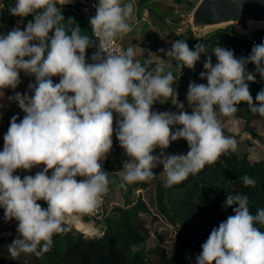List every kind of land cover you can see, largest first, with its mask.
<instances>
[{
	"label": "clouds",
	"instance_id": "obj_1",
	"mask_svg": "<svg viewBox=\"0 0 264 264\" xmlns=\"http://www.w3.org/2000/svg\"><path fill=\"white\" fill-rule=\"evenodd\" d=\"M63 2L16 0L8 9L10 15H32L33 20L23 30L16 26L0 33V99L12 89L14 95L7 100L25 114L22 119L18 114L11 117L0 151V208L6 222H17V236L7 246L13 259L21 253L39 257L48 252L53 236L68 231L76 214H92L102 205L110 183L102 165L113 148L114 134L129 158L123 163L121 187L151 181L159 165L170 187L237 150L236 139L224 134L220 115L232 117L246 102L253 114L264 117V89L255 103L249 89L257 73L264 80V41L239 58L218 44L211 50L215 64L204 44L190 48L186 41L175 40L170 50L160 49L178 61L175 67L180 69H194L201 54L206 55L200 79L207 83H189V113L178 99L174 85L179 76L173 71L166 72L163 64L149 70L148 64L135 59L133 47L109 50L118 36L132 31L128 21L134 3L97 0L96 13L89 19L93 39L82 35L73 19L65 22L57 7ZM233 3L242 11L244 0ZM89 48H97L91 62ZM249 63L255 72L248 70ZM21 72L34 77L24 93L15 91L22 83ZM160 97L171 98L177 111L153 110ZM180 139L187 141V153L165 154ZM38 166L43 167L35 175L14 174ZM242 180L245 186L256 184L248 175ZM233 205V214L201 245L196 264H264V231L256 226H264V209L253 215L244 194L227 195L225 207ZM131 248L135 251L136 245Z\"/></svg>",
	"mask_w": 264,
	"mask_h": 264
},
{
	"label": "trees",
	"instance_id": "obj_2",
	"mask_svg": "<svg viewBox=\"0 0 264 264\" xmlns=\"http://www.w3.org/2000/svg\"><path fill=\"white\" fill-rule=\"evenodd\" d=\"M194 5L189 3L192 8ZM239 33L234 25L228 24L200 38L211 46L219 44L232 49L240 57H247L254 44L264 41V30H256L251 35ZM198 40L194 39L193 44ZM249 89L255 103V96L264 89V80L258 76L256 82H249ZM238 108L234 115L242 118L245 129L250 130L249 124L259 114H253L246 102H241ZM245 175L256 181L254 187L244 185L242 177ZM140 184L145 186L144 182ZM235 194L248 196L253 215L258 209H264V160L250 161L247 153L229 152L183 182L166 187L165 191L160 188L158 204L168 214L172 211L169 216L176 232L175 249L171 251L162 245V235L157 236L158 243L154 247L140 248L145 242L141 234L145 223L140 216L142 212H149V207L138 195L133 199L124 197L123 205L115 207L116 217L102 210L93 215L83 214L85 221L95 220L100 235L87 234L69 223V230L54 235L51 249L39 257L21 253L13 259L7 246L16 237L0 231V264H190L202 251L201 245L211 230L233 214L232 208L237 205L225 207V200L227 195ZM41 205L47 207L44 201ZM256 226L264 231V226ZM133 244L135 251L131 248ZM151 256H157L158 260H152Z\"/></svg>",
	"mask_w": 264,
	"mask_h": 264
},
{
	"label": "rangeland",
	"instance_id": "obj_3",
	"mask_svg": "<svg viewBox=\"0 0 264 264\" xmlns=\"http://www.w3.org/2000/svg\"><path fill=\"white\" fill-rule=\"evenodd\" d=\"M169 6L173 9L165 10L164 17L162 16H149L148 18L152 22V27L156 30L155 34L152 36V31L150 36L159 41V44L163 45L165 51L170 50L171 44L175 40H184L188 43L190 48L198 43L204 44L208 47L207 55L212 56L213 64L216 63V57L212 54V49L215 46H211L210 43L203 40L207 33L214 30V27L206 28H196L191 23V17L194 7L197 5L199 0H168ZM190 4H195L192 8ZM153 17V18H152ZM256 30H264V23H252L250 26V34H253ZM239 35L242 34L238 29ZM199 39L196 44H193L194 39ZM158 58L150 61L151 69L154 71L157 64L164 63L165 71H173L174 75L179 76L177 83L174 85L177 92L179 93L178 99L181 102H184L185 110L189 113L192 111V108L188 105L186 100V94L188 90V85L190 82L196 83H207L206 80L200 79V73L204 71L203 63L206 59L205 54H201L200 60L196 63L194 69H189L184 67L180 69L175 67L178 64V61H175L172 57H167L164 53L159 50ZM237 58L240 56L235 55ZM169 64H172L173 67L169 68ZM249 71L255 72V65L249 63L247 65ZM259 74H256V78ZM153 110L156 111H177L176 107L172 104L171 98L160 97L157 102L153 105ZM218 111V110H217ZM115 117L114 113V127H115ZM219 119L222 121L223 131L226 136L234 137L237 141V150L235 152L242 155L243 153L248 154L250 161H259L264 160V117H256L249 124V129H245V121L237 116L226 117L219 116ZM180 127V126H177ZM188 151L187 141L180 139L176 142H172L170 146L164 150L167 155H174L184 153ZM160 149L155 150V154H158ZM129 158L125 154L124 150L120 147L119 141L116 139L115 134L113 135V148L110 154L107 156V159L103 162V169L109 173V191L103 197V203L98 208L105 212V214L112 217H116L117 211L115 207L122 206L124 203V197L130 199L136 198L138 195L144 199L149 207V212H142L141 219L144 221L145 226L141 231L142 236L145 238V242L140 245V248L149 249L154 247L158 243V235H162L164 242L162 245L171 251L175 249L176 245V232L174 231L171 218L169 214L172 211L163 210L162 207L158 204L159 200L157 197L158 190L161 188L165 191V180L166 174H164L163 166L159 165L157 168L153 169V172L157 175L151 181H137L132 184H125L124 187H121L123 183V163ZM43 166H38L33 168L30 172H25L24 170H17L14 174L21 175L23 178L24 175H35L37 171ZM51 175V172H49ZM77 179H80L79 177ZM144 182L145 186H142L140 183ZM130 185V188L128 187ZM42 204L43 201H38ZM170 210V207L168 208ZM96 214V211L90 215ZM79 217V220L84 224H88L91 232H88L81 227H78L73 222H70V225H74L76 229L84 231L87 234H96L100 235L101 231L99 230L98 225L95 220H91L87 223L84 220L83 215L76 214ZM101 218V217H100ZM92 224V225H91ZM17 222L15 220L6 222L4 220V210L0 208V231L4 235L8 236H17L16 232ZM96 227V228H95ZM94 230V231H93ZM96 231V232H95ZM152 260H158L157 256H151ZM190 264H196V260H191Z\"/></svg>",
	"mask_w": 264,
	"mask_h": 264
},
{
	"label": "crops",
	"instance_id": "obj_4",
	"mask_svg": "<svg viewBox=\"0 0 264 264\" xmlns=\"http://www.w3.org/2000/svg\"><path fill=\"white\" fill-rule=\"evenodd\" d=\"M73 1L74 0H64L63 4L57 3V7L61 9L65 22L69 19H73L79 25L82 35L92 37L88 20L81 13L76 11ZM129 2L135 4L134 12L128 21L132 26V31L118 37L126 48L133 47L136 50L137 54L135 59L141 60L142 64H148L149 70H152L149 62L158 58L160 54L159 50L164 48V44H159L158 40L150 36V32L154 29V26L152 27V22L148 17H164L165 10H170L171 7L169 6L168 0H122V3ZM15 3L16 0H0V33L7 34L8 31L16 26L21 27L23 30L27 22L33 20L32 15L26 18L10 15L8 9L10 6H14ZM66 27H70V25H66ZM155 32L156 30L154 29L152 31V36ZM51 34L52 33H50V35ZM86 52L89 62L93 48L87 49ZM20 76L22 83L15 91L24 93L28 91L29 83L34 82V77L25 75L23 72H21ZM53 80L55 83H58L59 77H53ZM12 95H14V91L9 88L5 90V98L0 99V103L4 105L3 108H0V113H2V118H0V151L3 150V136L8 130L11 117L18 114L19 119H22L25 115L15 102L7 100V97Z\"/></svg>",
	"mask_w": 264,
	"mask_h": 264
},
{
	"label": "water",
	"instance_id": "obj_5",
	"mask_svg": "<svg viewBox=\"0 0 264 264\" xmlns=\"http://www.w3.org/2000/svg\"><path fill=\"white\" fill-rule=\"evenodd\" d=\"M191 23L198 29L232 24L237 31L251 35L252 23H264V0H244L242 11L233 0H199Z\"/></svg>",
	"mask_w": 264,
	"mask_h": 264
},
{
	"label": "built area",
	"instance_id": "obj_6",
	"mask_svg": "<svg viewBox=\"0 0 264 264\" xmlns=\"http://www.w3.org/2000/svg\"><path fill=\"white\" fill-rule=\"evenodd\" d=\"M96 3H97V0H74L73 1V4L75 6L76 11L81 13L88 20V22H89L90 17L94 16L95 13H96V8L94 6ZM90 28H91V26H90ZM91 35H92V38L95 39V37L93 36V33H92V29H91ZM253 42H255V40H253ZM98 43L99 42L97 40L96 41L97 46H98ZM96 50H97V48H93L92 54ZM109 50L110 51H121L122 52V51H126L127 48L122 44L120 38L117 37L115 39V41L113 42V44L110 46ZM135 52H136V50H135ZM89 62H91V60ZM97 212H98V209L96 210V213Z\"/></svg>",
	"mask_w": 264,
	"mask_h": 264
},
{
	"label": "bare ground",
	"instance_id": "obj_7",
	"mask_svg": "<svg viewBox=\"0 0 264 264\" xmlns=\"http://www.w3.org/2000/svg\"><path fill=\"white\" fill-rule=\"evenodd\" d=\"M74 223L76 224L78 227H81L82 229L88 231V232H91L92 229H90V226L87 224H84L82 221L79 220V217L76 215V219L75 220H72L71 223ZM88 223V222H87ZM92 225V224H91ZM96 228V227H95ZM94 231V230H93ZM96 232V231H95ZM93 234V233H92Z\"/></svg>",
	"mask_w": 264,
	"mask_h": 264
}]
</instances>
